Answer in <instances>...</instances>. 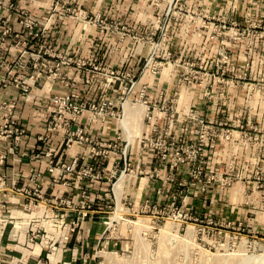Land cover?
I'll use <instances>...</instances> for the list:
<instances>
[{"label": "crops", "instance_id": "crops-1", "mask_svg": "<svg viewBox=\"0 0 264 264\" xmlns=\"http://www.w3.org/2000/svg\"><path fill=\"white\" fill-rule=\"evenodd\" d=\"M226 1L228 16L225 17L229 21H241L245 16L240 11L253 0L3 1L0 37L4 26L11 27L12 34L5 38L0 50V106L4 102L16 103L13 115L26 134L18 143L13 139L0 140V154L6 156L5 162L0 164V176L5 180L0 188V202L3 195H7L5 218L3 214L0 216V264H92V258L87 256L88 248L98 247L99 241L90 237L95 229L100 231L104 211L113 206L116 208L112 215L119 207L134 214L147 211L154 214L166 210L177 200L181 211L191 213L192 217L217 215L213 197L203 195L199 182L191 179L188 170L175 172L169 161L164 163L155 153L143 149L144 137L157 136L145 117H138L141 131L131 141L127 139L124 120L126 105L145 114V105L136 102L142 86L148 87L150 105L158 114L159 132L167 130L170 141L196 143L195 123L189 119L193 109L199 111L201 119L210 115L222 119L224 113L220 107L216 113L202 111L203 96L197 84L178 89L176 81L186 60L198 61L204 51H219L221 39L210 41V37L213 27L220 22ZM10 3L15 5V10L8 8ZM206 11L218 14V19H208L204 15ZM20 13L33 17L41 34L39 39L30 41L26 56L22 55L25 48L19 49L13 40L15 35L26 38ZM96 17L101 19V24L94 21ZM164 32L168 42L158 51L163 67L160 73L153 75L150 69L144 68L145 63L154 43L160 42ZM41 46L51 49L50 67L56 70L59 65L58 76L49 77L47 71V76L34 84L25 98L20 87L32 74L33 57ZM234 47L236 54L238 46ZM167 53L172 54L171 61H164ZM24 59L27 68L18 66ZM110 72H131L136 77V88L123 105L120 97L126 81L116 80ZM177 90L179 97L171 112L175 118L170 123L167 116L171 113L162 109V103ZM69 93L81 103L105 99L117 102L119 118L110 117L102 123L86 112L76 122H70L72 129L82 127L94 142L112 145L105 157L92 156L90 145L76 142L68 147L63 128L50 130L54 111L51 99ZM1 115L0 110V125ZM134 119L136 115L129 118L130 126ZM49 151L52 156L47 155ZM76 158L80 168L94 166L100 179L91 181L70 174L55 183L60 176L58 172L49 171L50 162L70 164ZM36 185L40 186L42 197L33 199L29 207L30 193L35 191ZM84 191L90 194L91 211L82 220L78 232L72 235L71 224L80 216ZM63 201H70L71 205ZM128 202L131 207L125 206ZM147 202L151 208L144 211ZM226 211L228 214V209ZM230 211L233 213L235 208ZM38 226L44 228L41 231L46 236L31 243L30 232Z\"/></svg>", "mask_w": 264, "mask_h": 264}, {"label": "rangeland", "instance_id": "rangeland-1", "mask_svg": "<svg viewBox=\"0 0 264 264\" xmlns=\"http://www.w3.org/2000/svg\"><path fill=\"white\" fill-rule=\"evenodd\" d=\"M224 4L220 22L213 25L210 37V41L221 39L219 51H204L198 61L186 60L176 81L193 74L191 83L199 86L203 96L202 111L216 113L220 107L224 116L219 120L204 116L194 122V131L210 138V145L203 147L196 161L188 158L173 168L175 172L188 170L196 183L202 181V193L213 197L217 215L200 218L181 211L187 217L175 218V208L180 207L174 200L173 208L170 203L166 210L154 214L126 213L129 221L147 219L146 228L115 222L108 229L103 223L115 215L113 206L104 211L100 231L95 229L90 237L99 241L98 247L88 248L92 264H264V0H253L242 9L245 18L241 21H229L225 17L228 1ZM204 15L208 19L219 17L207 11ZM166 40L161 39V45ZM234 45L238 46L236 54ZM222 50L227 58L220 55ZM175 105L166 107L174 109ZM192 111L198 115V110ZM211 129L229 130L232 136L215 138L212 143ZM193 135L197 143L200 135ZM172 142L174 150L196 144ZM164 150L153 153L162 162L173 163L172 155L162 160ZM44 235L41 231L40 238Z\"/></svg>", "mask_w": 264, "mask_h": 264}, {"label": "built area", "instance_id": "built-area-1", "mask_svg": "<svg viewBox=\"0 0 264 264\" xmlns=\"http://www.w3.org/2000/svg\"><path fill=\"white\" fill-rule=\"evenodd\" d=\"M4 0H0V5L3 4ZM8 8L10 10H15V5L10 3L8 5ZM70 11V9H68ZM22 16V26L24 28L26 38L21 39L20 35H15L13 40L15 41L16 47L25 48L26 51H21L23 56L27 55V47L30 46L31 40L39 39L41 36L39 29L38 22L31 17L30 15L26 13H20ZM96 22H99L100 24L101 19L99 17H96ZM12 34V28L8 26H4L1 32L0 37V50L2 49L5 38L10 36ZM161 39H167V33L164 32L161 34ZM214 39V37H212ZM161 46V41L154 43L153 50L148 58V60L145 63V69H150L151 73L153 75H157L160 73V70L163 67V63L161 60H159V48ZM20 49V48H19ZM50 50L46 46H41L39 51L34 54L33 61L35 62L33 65V72L30 75L28 81H25L21 84V91L23 97H27L30 93L31 87L36 84L39 80H41L43 77L47 76V71L49 72L48 76H58V69L59 65L55 67L56 70H53V67H50V59L51 57ZM221 56L224 58H227L225 56V51L222 50L220 53ZM172 54L167 53L166 58L164 61H171L172 60ZM21 68H27L28 64L26 63L25 59L21 60L18 64ZM110 76L115 78L116 80L120 81H126V84L122 90L120 101L123 105L128 95H130L137 85L136 77L131 72L126 73H114L110 72ZM192 75L185 76L182 79H178L177 88L180 89L184 85H188L192 82ZM163 97V96H162ZM179 97L178 90L175 91L173 96L171 98H165L164 102L162 103V109L167 112H172L171 107H166V105L176 102V100ZM51 102L54 104V111H53V120L50 124V130L55 131L60 128H63L65 130V143L69 147L73 145L74 143H80V144H86L92 146L91 155L94 157H105L109 152V150L113 147L112 145H108L106 143H98L94 142L90 136H88L84 129L82 127H77L76 129H72L70 126V122H76L77 118L81 116L82 114L89 112L92 115V118L96 121H100L102 123L106 122V120L110 117L112 118H119L121 117V113L118 111L117 102L113 99H105L99 102H77L75 100L74 95L71 93L61 95V96H55L51 99ZM136 102L143 104L147 107V113L145 116V119L147 122L150 123L152 127V131L154 133H157V136H146L142 139V147L143 149L150 150L152 152H156L157 150H162L165 148L164 152L165 154L162 156V160H166L170 155L173 156V163H171V168H177L180 164H184L188 158L190 160L196 161L202 153L201 151L204 149L203 147L209 146L210 138H205V136L202 135V133L199 131H196L195 134H199V141L196 144L187 145V146H181L182 148H178L174 150L173 147H175V143L170 141V135L168 134V131L166 133H161L158 130L157 127V121H158V114L155 112V109L151 107L148 97V87L142 86L138 93V99ZM16 109V103L15 102H4L0 106V110L2 111L1 115V125H0V140L6 141L9 139H13L15 142H19L22 137L26 134V130L24 127L19 124L17 120L14 118V111ZM171 109V111H170ZM189 119L194 122L199 121V116L195 113L190 112ZM175 115L174 113H171L169 116H167V120L170 121V123L174 122ZM212 143L214 142L215 138L217 139H230L232 136L231 132L229 130L224 129H215L212 130ZM164 138V139H163ZM171 146L172 148H169ZM48 156H52V152L49 151L47 154ZM6 160V156L0 154V164H3ZM49 171L51 173L58 172L60 178L55 179V183H59V181L65 176L70 174H76L81 179H90L98 180L100 179V174L96 171L94 166H86L83 168H80L79 159H74L70 164H62L57 165L54 163V161L50 162V168ZM36 177V176H35ZM34 177V178H35ZM67 182V181H66ZM200 184L202 183L201 180L198 181ZM223 182V179H222ZM5 185V180L3 177L0 176V188ZM201 186V185H200ZM205 191V187L202 186L201 192ZM17 192H21L20 190H17ZM30 196L32 197V201L28 203V206L30 207L32 205L33 199L39 200L41 196V189L39 185H36V189L34 192L30 193ZM6 199L7 195H3V199L0 202V216L2 214L6 213ZM64 204L71 205L70 201H63ZM125 206L130 207V203H125ZM175 206V203H171L170 208H173ZM151 208V204L149 202L145 203L143 206V210H147ZM80 216L77 217L71 224V233H75L77 229L80 228L82 220L87 218L89 216V212L91 211V198L90 194L87 193V191H84L82 193V200L80 202ZM175 211L173 213V217L175 218H186L187 215H184L180 209L175 208ZM41 227L38 226L34 230H31L29 235V242L35 243L39 237L41 232ZM67 239V237L65 238Z\"/></svg>", "mask_w": 264, "mask_h": 264}, {"label": "bare ground", "instance_id": "bare-ground-1", "mask_svg": "<svg viewBox=\"0 0 264 264\" xmlns=\"http://www.w3.org/2000/svg\"><path fill=\"white\" fill-rule=\"evenodd\" d=\"M142 105V104H141ZM145 107V114L140 112L138 109H133L131 108L130 105H126V118L124 120L125 126L128 128V134H127V139L131 141V138L135 135H138L141 131V120L138 117H145L147 113V107ZM133 115H136V119H134L133 124L130 126V123L128 121L130 117ZM126 213H128L124 208L119 207L118 210L115 212V215L113 216L111 222L107 223L108 229L115 223V222H123L125 224H129L134 226H143V228L148 227L149 222L147 219H139L137 222L129 221L126 219Z\"/></svg>", "mask_w": 264, "mask_h": 264}]
</instances>
